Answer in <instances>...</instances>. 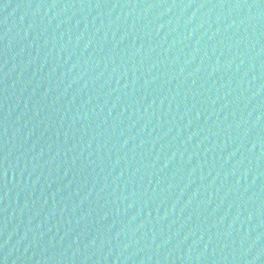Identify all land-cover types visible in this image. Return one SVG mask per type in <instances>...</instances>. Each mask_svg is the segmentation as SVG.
<instances>
[{"label":"water","instance_id":"1","mask_svg":"<svg viewBox=\"0 0 264 264\" xmlns=\"http://www.w3.org/2000/svg\"><path fill=\"white\" fill-rule=\"evenodd\" d=\"M0 264H264V0H0Z\"/></svg>","mask_w":264,"mask_h":264}]
</instances>
